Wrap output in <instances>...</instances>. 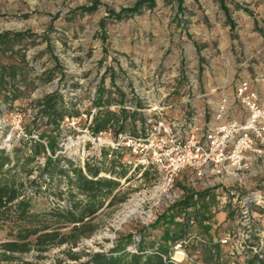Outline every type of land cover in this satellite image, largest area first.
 Listing matches in <instances>:
<instances>
[{
    "label": "rangeland",
    "instance_id": "obj_1",
    "mask_svg": "<svg viewBox=\"0 0 264 264\" xmlns=\"http://www.w3.org/2000/svg\"><path fill=\"white\" fill-rule=\"evenodd\" d=\"M138 1L141 0H0V35H27V39L15 45L13 52L1 47L4 52L0 54V64L18 63L15 52L25 55L29 62L27 80L34 82L29 88L22 87V98L11 106L6 105L0 95V148L12 150L20 141L28 145L40 143L46 154H38L30 164L32 168L41 166L46 157L58 158L62 168H66L63 159L81 167L86 161L93 164L101 149L112 148V138L108 135L93 138L87 130L98 110L97 89L109 69L148 74L157 73L166 68V64L170 73L183 67L194 86L191 75L195 67L191 63L195 57V40L192 38L196 34L210 35L200 30L199 25L207 30L210 27L206 25H222L227 21L237 26L247 15L258 16L250 8L253 1L231 5L233 10L229 14L225 12L224 16L220 9L211 8L210 2L198 0H184L181 8L173 0H155L153 9L145 8L138 15L120 20L112 16ZM49 75L53 77L51 81L43 83ZM52 94L61 96L66 107L73 105L80 116L65 119L58 125L52 123L41 114L46 107L41 100ZM84 112H90L91 116L87 117ZM48 143L54 148L53 155L47 148ZM122 153L120 164L125 166L126 179L120 180L121 187L113 203L107 206L109 201H106L93 219L92 234L82 237L74 246L52 247L45 253L32 250L16 256L32 264H80L90 254L110 252L120 238L129 234L137 240L139 233L157 240L161 230L158 225L154 229L151 226L165 211L183 202L188 208L174 209V220L171 223L166 220L169 232L179 230L178 222L188 224L189 241L175 246L172 251V259L177 264H204L202 256L192 254L195 252L192 244L200 240L204 246L220 244L224 252L236 253L238 258L230 260L231 264H243L246 256L249 258L264 249V175L252 177L249 170L240 181L210 187L196 181L193 173L185 169L174 179L170 189L182 195L170 204L161 190L163 175L156 168L140 163V157L128 150ZM24 154L28 151L22 146L21 156ZM117 168L119 172L120 167ZM37 176V169L30 176L18 175L24 183V199L32 212L46 214L64 207L65 179L60 177L35 190L30 188L29 181ZM99 177L115 178L106 173ZM255 193L259 196V205H250L244 213V200ZM221 211L225 218L217 220L215 216ZM150 212L154 215L151 222L147 218ZM70 228L65 226L59 230L66 235ZM10 231L14 236L17 228L9 223L0 226L1 242L13 240ZM222 240H228L227 244H222ZM134 250L127 248V252ZM243 252L250 253L245 256ZM71 254L79 260L72 261Z\"/></svg>",
    "mask_w": 264,
    "mask_h": 264
},
{
    "label": "trees",
    "instance_id": "obj_2",
    "mask_svg": "<svg viewBox=\"0 0 264 264\" xmlns=\"http://www.w3.org/2000/svg\"><path fill=\"white\" fill-rule=\"evenodd\" d=\"M177 3L178 8L184 0H173ZM155 7V0H141L129 9H122L118 14H112L116 20L138 15L145 8L151 10ZM89 10H86V12ZM27 39L26 34H3L0 35V54L6 51L13 52L16 44ZM18 54V63L11 65L0 64V95L6 105L13 104L22 98V87L29 88L34 85L33 80L28 81L29 72L28 60L25 55ZM51 73V72H50ZM49 73V74H50ZM112 79L115 78V71L108 70ZM53 77L49 75L44 82H50ZM42 103H46L41 114L46 115L49 120L57 124L65 119L78 118L80 113L74 110L73 105L66 107L61 96L52 94L46 96ZM96 102H98L96 100ZM40 103V102H39ZM95 112L91 124L87 126L90 135L93 138L107 130L111 124L123 118V112L104 111ZM90 117V112H84ZM124 123L117 130L116 140L119 136L125 134ZM144 130L141 132L143 133ZM14 147L12 150L0 148V226L6 223L17 228L16 234L10 231L9 236H13L12 241H0V264H32L29 261L22 260L16 255H25L35 250L38 253H45L52 247H61L64 245L74 246L82 237L89 236L93 233V219L104 208L105 202L109 201L110 206L116 199V194L120 189V180L126 179L125 166L121 163L122 151L125 149L111 148L109 151L100 150L99 158L94 159V163L84 162L83 167L74 164L71 160L63 159L66 168L60 166L58 158L46 157L41 166L30 167L38 154H46L45 147L40 143L35 145L27 143ZM30 143V142H29ZM21 144V145H20ZM26 147L28 154L21 156V147ZM47 148L50 153L54 154V148L48 143ZM109 159V160H107ZM62 161V160H61ZM107 161V162H106ZM36 163V162H35ZM117 166L120 171H117ZM34 169H37L38 176L34 181H29L30 188L39 190L41 185H48L49 182L58 181L64 178L66 184V198L64 207L53 209L46 214H36L32 212L29 202L24 199V183L18 179L19 174L30 176ZM106 173L115 177L114 179L99 177L100 174ZM61 197V196H60ZM187 209L188 205L183 202L177 204L165 211L158 217L155 225L159 226L161 235L157 240L151 239L150 235L139 233V239L131 234L126 235L117 242L110 252L94 253L87 256L85 262L80 264H174L172 259L173 249L179 244L180 246L189 241L187 238V222H178L177 232L166 230V220L170 223L174 220V209ZM71 227L68 234L60 233L61 227ZM145 232V231H144ZM194 251L192 254L202 256L204 264H231L230 260L238 258L236 253L230 254L224 252L220 244L204 246L202 242L192 244ZM133 247L135 252H127V248ZM250 252H243L242 255H248ZM72 261H78L79 257L71 254ZM232 264H239L233 262ZM243 264H264V249L253 254L249 258L246 256Z\"/></svg>",
    "mask_w": 264,
    "mask_h": 264
},
{
    "label": "crops",
    "instance_id": "obj_3",
    "mask_svg": "<svg viewBox=\"0 0 264 264\" xmlns=\"http://www.w3.org/2000/svg\"><path fill=\"white\" fill-rule=\"evenodd\" d=\"M198 1L210 2L211 8L220 9L224 16L225 12L229 14L233 10L231 5L253 1L250 8L258 16L247 15L237 26L229 21L222 25H206L210 27L208 30L199 25L200 30L210 32V35L196 34L192 38L195 40V57L191 63L195 67L191 75L194 86L183 67L170 73L166 64V68L148 74L109 69L115 71V78L112 79L109 73L103 75L95 99L100 112L124 114L103 132L106 135L110 132L108 136L112 140L116 137L114 131L122 123L124 133L131 135H138L159 119L194 120L203 131L213 129L218 125L215 110L223 98L228 102L226 119L243 123L247 113L236 98V90L242 82L248 84L249 92L264 99V0H227L230 4L225 0L220 3L219 0ZM91 122L92 119L89 124ZM249 175H264V150L259 155H252ZM215 217L224 219L225 213L221 211Z\"/></svg>",
    "mask_w": 264,
    "mask_h": 264
},
{
    "label": "built area",
    "instance_id": "obj_4",
    "mask_svg": "<svg viewBox=\"0 0 264 264\" xmlns=\"http://www.w3.org/2000/svg\"><path fill=\"white\" fill-rule=\"evenodd\" d=\"M236 98L246 110L243 123L226 119L228 102L226 98L215 110L218 125L203 131L194 120H164L150 123L149 127L136 136L123 135L111 140L112 148L125 149L140 157V163L156 168L163 175L162 193L166 202L174 203L182 192H171L174 179L188 169L196 181L210 187L218 183H233L250 170L253 154L264 150V99H259L249 86L242 82L236 90ZM106 134L101 133L99 135ZM110 135V132H108ZM211 177V180L208 178ZM257 193L243 202L246 209L259 205ZM148 221L154 219L150 212ZM228 240H222L227 244ZM180 247L179 244L176 245ZM135 252V251H133Z\"/></svg>",
    "mask_w": 264,
    "mask_h": 264
},
{
    "label": "bare ground",
    "instance_id": "obj_5",
    "mask_svg": "<svg viewBox=\"0 0 264 264\" xmlns=\"http://www.w3.org/2000/svg\"><path fill=\"white\" fill-rule=\"evenodd\" d=\"M178 254H180V253H178Z\"/></svg>",
    "mask_w": 264,
    "mask_h": 264
}]
</instances>
